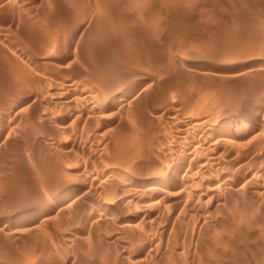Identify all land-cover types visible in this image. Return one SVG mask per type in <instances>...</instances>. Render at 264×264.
Listing matches in <instances>:
<instances>
[{
	"label": "rangeland",
	"instance_id": "rangeland-1",
	"mask_svg": "<svg viewBox=\"0 0 264 264\" xmlns=\"http://www.w3.org/2000/svg\"><path fill=\"white\" fill-rule=\"evenodd\" d=\"M261 3L0 0V264L264 258V184L257 193L247 177L264 163V124L240 127L210 149L198 141L231 121L251 81L264 77L242 74L264 59ZM124 87L135 100L108 108L104 100ZM89 103L103 109L84 113ZM199 161L213 162L212 174ZM178 165L163 192L131 196ZM221 176L241 177L240 186L214 189ZM68 193L74 206L60 205Z\"/></svg>",
	"mask_w": 264,
	"mask_h": 264
},
{
	"label": "bare ground",
	"instance_id": "bare-ground-1",
	"mask_svg": "<svg viewBox=\"0 0 264 264\" xmlns=\"http://www.w3.org/2000/svg\"><path fill=\"white\" fill-rule=\"evenodd\" d=\"M253 1V0H252ZM255 1V0H254ZM259 2V1H258ZM262 2V3H261ZM260 3L262 4V5H260L258 8L260 9L259 11L258 10H256L257 12H261L263 15H264V0H260ZM253 7V6H252ZM256 9V8H255ZM252 10V9H251ZM254 13H255V11H254ZM258 15H261V14H259L258 13ZM262 15V16H263ZM261 17V16H260ZM264 17V16H263ZM264 19V18H263ZM262 24V23H261ZM80 25V24H79ZM60 26V25H59ZM263 28V27H262ZM264 29V28H263ZM263 35V34H262ZM206 43V42H205ZM264 50V49H263ZM214 51V50H213ZM263 62H259L258 60H256V59H254V60H252V61H250L249 63L251 64V66H249V67H247L248 69L247 70H245V71H243L242 72V74H244L243 76H245V75H252V74H256V73H258V74H263V76H264V59L262 60ZM249 65V64H248ZM246 66V65H245ZM146 69V68H145ZM242 69V68H241ZM227 72V71H226ZM231 72V71H230ZM240 73H241V71H240ZM21 74V73H20ZM241 74V75H242ZM213 76H219V74L218 73H213L212 74ZM220 75H222V74H220ZM22 76V75H21ZM20 76V77H21ZM229 76H230V74H229ZM261 76V75H260ZM262 76V77H263ZM23 77V79L26 81V82H32L33 83V80H35V77L33 78V75H30L29 76V74H28V76H22ZM21 77V78H22ZM226 77V76H225ZM117 78V77H116ZM230 78V77H229ZM232 78V77H231ZM264 78V77H263ZM263 78H261V79H259V80H255V81H251V84L249 85L251 88V91H250V94L248 95V96H246V98L244 97V98H242V97H240L239 99L240 100H238V102L240 103V105H242V106H240V108H238L237 110H236V112L233 114V119L231 120V121H229V122H227V124H226V122L225 121H223L225 124L223 125H221V126H218L217 127V125H216V130L215 129H211V127L209 128V129H211V130H209V133H206V134H204L202 137H200V139L198 140L199 141V143L200 144H207L208 146H206V147H209V149H210V145H212V143H215L216 142V145H217V142H220L221 144L223 143V142H225V141H227L228 139L227 138H230L231 137V135L232 134H235V135H237V134H239V133H237L236 131H237V129L238 128H240V127H243V126H245V125H253L254 127H257V126H259V125H263L264 124V79ZM22 79V80H23ZM123 80V79H122ZM24 82V81H23ZM31 85V84H30ZM71 87H73V86H71ZM69 85H67L66 86V89H69L70 90V88H71ZM123 87V86H122ZM74 88V87H73ZM73 88L71 89L72 91H73ZM128 87H124V88H122V90H121V92L119 93V94H117V95H114L112 98H108V99H105L104 101V103L105 104H107L108 105V108H110V109H120L124 104H128L129 102H132V101H134L135 100V98H136V96L137 95H135V93L133 94V90L132 89H129ZM235 91V90H234ZM233 91V92H234ZM233 92H230L231 93V95H232V93ZM238 92V91H237ZM235 93V92H234ZM233 93V95H235ZM231 95H230V97H231ZM246 95V94H245ZM88 97V96H87ZM163 98H165V95H162L161 97H159L158 99H156V98H154V99H151V102H158L159 101V99H163ZM242 98V99H241ZM244 101L246 102L245 103V106H244ZM194 105V104H193ZM196 105V104H195ZM239 105V104H238ZM102 107H104V106H102ZM106 107V106H105ZM101 109H103V108H101V107H95L94 105H91L90 103L88 104V105H85V107L83 108V111H84V113H98L99 111H101ZM235 109V108H234ZM98 116V115H97ZM97 116H96V118H97ZM101 116V115H100ZM190 116V115H189ZM206 117H208V116H206ZM223 117V116H222ZM174 118V117H173ZM178 118V117H177ZM202 118V117H201ZM220 118V117H219ZM225 118V117H224ZM224 118H222V119H224ZM197 119V118H196ZM138 120H139V122L140 123H142L144 120H146V117H145V114H143V113H141L140 115H138ZM202 120V119H201ZM200 120V121H201ZM206 120H208V119H206ZM205 120V121H206ZM211 120V119H210ZM196 121V120H195ZM203 121V120H202ZM209 121V120H208ZM245 124H244V123ZM107 123V122H106ZM180 123V122H179ZM186 123V122H185ZM191 123V122H190ZM200 122L198 121V124H199ZM202 123V122H201ZM200 123V124H201ZM196 124V123H195ZM194 124V122H193V128H194V126H197V129H198V125H195ZM210 124V123H209ZM106 125V124H105ZM180 125V124H179ZM205 125H206V122H205ZM211 126H212V124H211ZM208 127H209V125H208ZM214 127V126H213ZM77 128V127H76ZM235 128V130H233ZM200 129V128H199ZM206 130H208V128H206ZM205 130V131H206ZM192 131H193V129H192ZM234 131V132H233ZM74 132V131H73ZM157 132V131H156ZM198 132V131H197ZM200 132V131H199ZM245 132V131H244ZM201 133V132H200ZM204 133V132H203ZM202 133V134H203ZM75 134V133H74ZM201 134V135H202ZM241 134L242 133H240V135L239 136H241ZM189 135V134H188ZM234 135V136H235ZM262 135V134H261ZM196 136V135H195ZM238 136V137H239ZM245 136V135H244ZM195 137L193 136V139H194ZM198 138V137H197ZM157 139H159V138H157ZM162 139V138H161ZM166 140V139H165ZM230 140V139H229ZM202 143H201V142ZM178 142V141H177ZM193 143H192V145L194 144V142L195 141H192ZM195 143H197V141L195 142ZM226 143H228V142H226ZM230 143V142H229ZM234 143V142H233ZM46 144V143H45ZM190 145H191V143H190ZM192 145H191V147H192ZM223 145H225V144H223ZM229 145V144H228ZM164 146V145H163ZM180 146V145H179ZM196 146V148L198 147L197 145H195ZM201 146V145H200ZM203 147H204V145H202ZM106 147V146H105ZM174 147V146H173ZM190 147V146H189ZM215 147V146H214ZM248 147H249V145H248ZM194 148L195 147H193V151H195L196 150V148H195V150H194ZM202 148V147H201ZM137 149H138V151H140V149H141V145H138V147H137ZM200 149V148H199ZM212 149H213V147H212ZM202 150H203V148H202ZM206 150H208V149H206ZM221 150V149H220ZM224 150V149H223ZM200 151H201V149H200ZM196 152V151H195ZM203 152H206V151H203ZM212 152V151H211ZM210 152V153H211ZM213 152H215V150L213 151ZM213 152L211 153V154H213ZM238 152H240V151H238ZM259 152V151H258ZM37 153V155L36 156H38V152H36ZM54 153V152H53ZM197 153V155L199 154L198 152H196ZM201 153V152H200ZM206 153H208V152H206ZM209 153V154H210ZM188 154V153H187ZM203 154V153H202ZM238 154V153H237ZM244 154V153H243ZM250 154V153H249ZM260 154H261V152H260ZM174 155V154H173ZM216 155V154H215ZM205 156H208V154H206ZM249 156V155H248ZM257 156H259V155H257ZM215 157V156H214ZM219 157V156H218ZM217 157V158H218ZM181 158V157H180ZM185 158V157H184ZM183 158V159H184ZM197 158V157H196ZM220 158V157H219ZM240 158V157H239ZM244 158V157H243ZM203 159V158H202ZM201 159V160H202ZM255 159V158H254ZM185 160V159H184ZM197 160V159H196ZM195 160V161H196ZM213 160V159H212ZM232 161H234V160H232ZM258 161H261L260 160V157H257V162ZM202 161H199V163L198 164H200L199 166H198V170H206V169H209L210 167H211V164L213 163V162H211V163H208V162H210V161H203L202 163H201ZM254 162V161H253ZM256 162V163H257ZM262 162V164L261 165H259L257 168H256V170L254 171L253 169H255L254 167H253V169H252V171L251 170H249V172H247V177L249 176V178H250V182L252 181V182H254L255 183V187H260L258 190H257V193H258V191H261V187H263V186H259V182H261L260 180H262V183L264 184V163H263V161H261ZM260 162V163H261ZM221 163V162H220ZM223 163V162H222ZM225 163V162H224ZM255 163V164H256ZM231 164H232V162H231ZM234 164H235V162H234ZM215 165H216V163H215ZM183 166V165H182ZM213 166V165H212ZM234 166V165H233ZM244 166V165H243ZM251 166V165H250ZM230 167H231V165H230ZM241 167V166H240ZM255 167H256V165H255ZM180 168V166L178 165V166H175L174 168H172V169H169L168 171H167V173H166V175H156V176H154V177H152L151 178V180H152V182H150V183H148V184H144V185H140V186H136V187H134L133 189L131 188V196L132 197H139V196H141V195H143V194H145V193H149V194H147L145 197H147V198H149L148 197V195H150V192H163V189L164 188H166L168 185H171V184H173V183H175L176 182V180H177V176L179 175L178 174V170H176V169H179ZM211 169V171H210V173L212 172V170H213V168H210ZM218 169V168H217ZM186 170V169H185ZM229 171V170H228ZM236 171V170H235ZM251 171V172H250ZM103 172V171H102ZM192 172V171H191ZM204 172V171H203ZM208 172H209V170H208ZM215 173V172H214ZM227 174H229V173H231L230 171L229 172H226ZM226 173H225V175H226ZM235 173H237V172H235ZM128 174V173H127ZM130 174V173H129ZM192 174V173H191ZM212 174V173H211ZM242 174V173H241ZM187 175V174H186ZM216 175V174H215ZM224 175V174H223ZM243 175V174H242ZM132 176V175H131ZM204 176V175H203ZM217 176V175H216ZM228 176V175H227ZM241 176V175H240ZM124 177H126V176H124ZM187 177V179L189 178V176H186ZM185 177V178H186ZM222 177V176H221ZM116 178V177H115ZM135 178V177H134ZM137 178V177H136ZM192 178V177H191ZM206 179H208V177H205ZM219 179H220V177H218ZM223 178V177H222ZM129 179V178H128ZM132 179V177L130 178V181H132L131 180ZM241 177H239L238 179H236V178H234V177H224L222 180H217V177H216V179H212V181H211V183H212V185H214V189L215 188H218V189H220L221 188V191H223L222 190V188H224V190H225V188H236V187H238V186H240V183H241ZM119 181H124V180H119ZM130 181H129V183H130ZM184 181V180H183ZM186 181H188V180H185L184 182L186 183ZM133 182V181H132ZM140 182V181H139ZM147 182V181H146ZM145 182V183H146ZM119 183H121V182H119ZM127 183H128V181H127ZM188 183H189V181H188ZM124 184V183H123ZM126 184V183H125ZM198 184V183H197ZM200 184V183H199ZM121 185V184H120ZM184 185V184H183ZM210 185V184H209ZM131 186V185H130ZM185 186V185H184ZM193 187V186H192ZM191 187V188H192ZM205 187V186H204ZM211 187V186H210ZM121 188V187H120ZM119 188V189H120ZM125 188H126V185H125ZM254 188V187H253ZM264 188V187H263ZM193 189H194V187H193ZM217 189V190H218ZM239 189V188H238ZM71 190V189H70ZM262 190H264V189H262ZM121 191V190H120ZM211 191V190H210ZM209 191V189H207L206 191H204L205 193H208V192H210ZM88 192V191H87ZM124 192V191H123ZM215 192H217V191H215ZM86 193V192H85ZM85 193H84V195H85ZM127 193V192H126ZM202 193V192H201ZM214 193V192H213ZM256 193V194H257ZM264 193V192H263ZM76 194V193H75ZM125 194V193H124ZM237 194V193H236ZM208 195H209V193H208ZM208 195H206V196H208ZM262 195V194H261ZM261 195L259 194V196L261 197ZM144 196V195H143ZM143 196H141V198L143 197ZM153 196V195H152ZM203 197V196H202ZM75 196H74V194H72V193H68V194H66L64 197H62L60 200H59V202L58 203H60V205H67V204H71L72 205V203H73V206H74V200H75ZM125 198V197H124ZM140 198V197H139ZM144 198V197H143ZM219 198V197H218ZM128 201H129V199H128ZM147 201V200H146ZM233 201V200H232ZM157 202V201H156ZM219 202H220V199H218L217 200V203L219 204ZM153 203V202H152ZM155 203V202H154ZM153 203V204H154ZM215 203V202H214ZM233 203V202H232ZM129 204L130 203H128V206H129ZM157 204V203H156ZM216 204V203H215ZM214 204V205H215ZM109 205V204H108ZM113 206V205H112ZM112 206H110V207H112ZM125 206V205H124ZM157 206V205H156ZM159 206V205H158ZM108 208V207H107ZM113 208V207H112ZM151 208V207H150ZM157 208V207H156ZM176 208V207H175ZM111 209V208H110ZM109 209V210H110ZM160 209V208H159ZM81 218V217H80ZM88 221V220H87ZM87 221H86V224H87ZM84 223H85V221H84ZM119 223V222H118ZM86 224H84V226L86 225ZM122 225V229H126V230H128V229H130L131 228V225L130 224H121ZM134 227H135V225H134ZM85 228V227H84ZM133 228V227H132ZM243 228V227H242ZM82 229V228H81ZM131 230H133V229H131ZM22 231V230H21ZM82 232V231H81ZM176 233H177V231H175ZM203 232V231H202ZM251 232V231H250ZM69 234V233H68ZM171 234V233H170ZM76 235V234H75ZM77 235H78V233H77ZM82 235V234H81ZM71 236V235H70ZM70 238V237H69ZM76 239H78L77 238V236H72L71 237V242L72 243H74L75 241H76ZM159 239V238H158ZM189 239V238H188ZM67 240V239H66ZM69 240V241H70ZM147 241V240H146ZM160 241V240H159ZM153 242H156V240H155V237H154V239L150 242L151 244L153 243ZM190 242V241H189ZM147 243V242H146ZM191 243V242H190ZM154 244V243H153ZM144 245H146V247H144L145 249H147V247H150L151 245H148V244H144ZM158 245V244H157ZM182 244H180V246H181ZM184 245V244H183ZM182 245V246H183ZM184 247V246H183ZM144 248H142V249H144ZM151 250V249H150ZM256 264H264V258H262V259H259V260H257V262H256Z\"/></svg>",
	"mask_w": 264,
	"mask_h": 264
}]
</instances>
